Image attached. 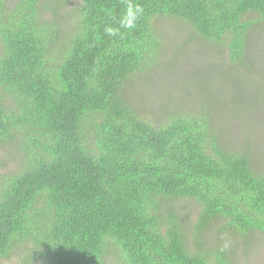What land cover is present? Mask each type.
<instances>
[{
    "label": "trees",
    "instance_id": "obj_1",
    "mask_svg": "<svg viewBox=\"0 0 264 264\" xmlns=\"http://www.w3.org/2000/svg\"><path fill=\"white\" fill-rule=\"evenodd\" d=\"M72 1L0 0V148L19 160L0 176V261L232 264L206 237L264 234V165L208 110L152 119L126 92L160 65L161 19L251 72L264 0H78L60 16ZM129 3L143 11L125 29ZM178 200L197 206L193 224Z\"/></svg>",
    "mask_w": 264,
    "mask_h": 264
},
{
    "label": "rangeland",
    "instance_id": "obj_2",
    "mask_svg": "<svg viewBox=\"0 0 264 264\" xmlns=\"http://www.w3.org/2000/svg\"><path fill=\"white\" fill-rule=\"evenodd\" d=\"M78 3L73 0L67 4L60 16L70 15ZM156 24L165 38L160 65L129 87L126 98L152 119L167 115L176 108L206 109L211 113L221 138L223 135L226 143L234 149L250 145L256 166H263L264 27L249 36L248 49L253 65L252 71L247 72L232 65L222 49L192 39L184 22L161 19ZM235 98L239 99L241 106H235ZM18 161L14 149L1 147L0 176L15 170ZM173 206L183 223L193 224L197 212L193 202L178 200ZM216 234L215 229L212 230L204 245L224 247L232 264H264V234H254L246 240ZM0 264L23 263L16 253ZM109 264L115 263L110 260Z\"/></svg>",
    "mask_w": 264,
    "mask_h": 264
},
{
    "label": "clouds",
    "instance_id": "obj_3",
    "mask_svg": "<svg viewBox=\"0 0 264 264\" xmlns=\"http://www.w3.org/2000/svg\"><path fill=\"white\" fill-rule=\"evenodd\" d=\"M143 9L139 5L128 4L127 9L120 20V26L125 29H131L135 27L136 20L142 13ZM105 32L109 36L117 35L118 29L112 27H106Z\"/></svg>",
    "mask_w": 264,
    "mask_h": 264
}]
</instances>
